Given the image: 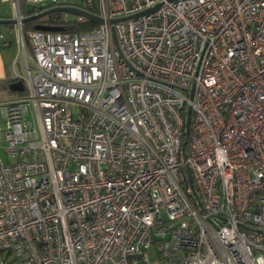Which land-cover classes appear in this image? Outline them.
Here are the masks:
<instances>
[{
    "label": "built area",
    "instance_id": "obj_1",
    "mask_svg": "<svg viewBox=\"0 0 264 264\" xmlns=\"http://www.w3.org/2000/svg\"><path fill=\"white\" fill-rule=\"evenodd\" d=\"M24 3L101 24L13 2L0 264H264V0Z\"/></svg>",
    "mask_w": 264,
    "mask_h": 264
},
{
    "label": "crops",
    "instance_id": "obj_2",
    "mask_svg": "<svg viewBox=\"0 0 264 264\" xmlns=\"http://www.w3.org/2000/svg\"><path fill=\"white\" fill-rule=\"evenodd\" d=\"M13 2L14 0H0V21L13 20L15 15ZM21 14L26 17V14ZM17 30V25H0V80L15 79L10 77V65L14 64L16 52L18 54ZM9 94L11 93L6 92V95L0 98L7 97Z\"/></svg>",
    "mask_w": 264,
    "mask_h": 264
},
{
    "label": "water",
    "instance_id": "obj_3",
    "mask_svg": "<svg viewBox=\"0 0 264 264\" xmlns=\"http://www.w3.org/2000/svg\"><path fill=\"white\" fill-rule=\"evenodd\" d=\"M48 5L49 6L52 5V3H48ZM33 10H34L33 6H31V5L25 6L26 17L21 19L20 23L22 25L26 24V23L33 22L37 19L47 17L49 15L56 14V13H68V14H71L74 16L84 17V18L90 20L94 24H101V21L99 19H97V18H95V17H93V16H91L85 12H82V11H79L76 9H72V8H67V7L53 8V9H50L48 11L36 14V15L33 14ZM147 14H149V12H145V13L140 14L138 16L127 18V19L116 20V21H113V23L123 22V21L129 20V19H132V18H137V17L142 16V15H147ZM0 25H17V21L16 20L0 21ZM34 30L43 31V32H60V31H62L61 28L44 27V26H36ZM8 91L10 93H22L24 91V87H23L22 82L18 81V82H14V83L9 84Z\"/></svg>",
    "mask_w": 264,
    "mask_h": 264
},
{
    "label": "trees",
    "instance_id": "obj_4",
    "mask_svg": "<svg viewBox=\"0 0 264 264\" xmlns=\"http://www.w3.org/2000/svg\"><path fill=\"white\" fill-rule=\"evenodd\" d=\"M25 3H24V0H20V10H21V13L25 14L24 13V9H25ZM57 14V13H56ZM53 18H56V19H61L62 17L59 16V15H56L53 14L51 16H47V17H44V18H41V19H37L33 22H30V23H26L22 26V31L23 33H27L28 31H31V30H34L36 26H44V27H50L52 25V20ZM61 26L64 30H70V31H80V30H85L88 26L86 24H78V23H75V21H68L65 17H63V20H62V23H61ZM14 82H17L16 79L14 80H9V79H5V80H0V92H8V86L9 84L11 83H14Z\"/></svg>",
    "mask_w": 264,
    "mask_h": 264
},
{
    "label": "rangeland",
    "instance_id": "obj_5",
    "mask_svg": "<svg viewBox=\"0 0 264 264\" xmlns=\"http://www.w3.org/2000/svg\"><path fill=\"white\" fill-rule=\"evenodd\" d=\"M56 15H59L61 17H65L68 21H72V20L75 21V19H76V16L68 14V13H57V14H55V16ZM27 52L29 53V50H27ZM16 55H17V52H16ZM12 65L13 64L10 65V77L14 78L15 77V73H14V68H13ZM16 70L17 71H21L20 67H16ZM5 95H6L5 91L0 92V97H3ZM0 155L3 157L4 162H6L5 156L2 153H0Z\"/></svg>",
    "mask_w": 264,
    "mask_h": 264
}]
</instances>
